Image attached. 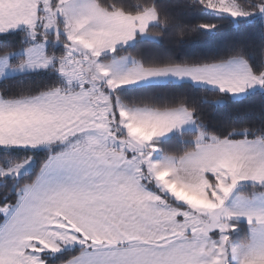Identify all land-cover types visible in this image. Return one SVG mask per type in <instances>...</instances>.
<instances>
[{
	"label": "snow or ice",
	"instance_id": "6c2138e0",
	"mask_svg": "<svg viewBox=\"0 0 264 264\" xmlns=\"http://www.w3.org/2000/svg\"><path fill=\"white\" fill-rule=\"evenodd\" d=\"M257 96L264 0H0V264H264Z\"/></svg>",
	"mask_w": 264,
	"mask_h": 264
},
{
	"label": "trees",
	"instance_id": "16d2710c",
	"mask_svg": "<svg viewBox=\"0 0 264 264\" xmlns=\"http://www.w3.org/2000/svg\"><path fill=\"white\" fill-rule=\"evenodd\" d=\"M258 31H243L236 30L232 27H225L220 36L215 40L208 43V47L223 49L238 43H250L255 41L259 43ZM188 46L191 45V41ZM202 47L204 45H201ZM172 45L165 41L164 45L158 46L155 49H150L149 54H156L163 56L166 49H170ZM264 105V100L259 96L239 103H231L225 106H217L216 108H209L208 114L214 120H236V119H257L259 117L261 107Z\"/></svg>",
	"mask_w": 264,
	"mask_h": 264
}]
</instances>
